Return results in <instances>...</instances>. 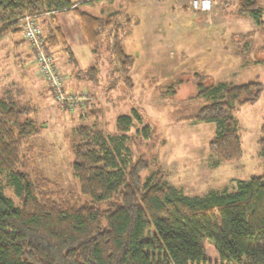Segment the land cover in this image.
<instances>
[{"label":"rangeland","instance_id":"rangeland-1","mask_svg":"<svg viewBox=\"0 0 264 264\" xmlns=\"http://www.w3.org/2000/svg\"><path fill=\"white\" fill-rule=\"evenodd\" d=\"M216 1L209 13L192 11L188 0L73 1L97 18L112 15L121 47L131 58L130 83L116 71L111 53L114 24L99 30L94 52L72 11L37 17L43 35L48 28H58L68 45V49L60 43L44 49L62 77L64 90L75 95L70 107L50 91L22 31L2 35L0 96L10 94L18 104L33 109L29 117L40 127L31 139L33 166L64 194L78 195L70 169L72 146L80 140L78 127L115 135L117 117L131 115L135 109L140 119L133 117L126 132L127 161H145L142 178L158 170L184 195L200 197L233 190L239 181L262 175L264 159L258 140L264 122V11L263 23L257 25L247 14L238 13L237 0ZM261 3L264 7V0ZM91 67L95 81L90 78ZM195 74L209 84L254 81L261 86L257 100L236 107L242 150L236 160L221 161L210 151L216 124L190 119L211 101L194 97ZM1 186L17 201L4 173H0ZM205 249L206 264H221L212 245L205 243ZM153 264L167 263L155 258Z\"/></svg>","mask_w":264,"mask_h":264},{"label":"trees","instance_id":"trees-1","mask_svg":"<svg viewBox=\"0 0 264 264\" xmlns=\"http://www.w3.org/2000/svg\"><path fill=\"white\" fill-rule=\"evenodd\" d=\"M237 1L238 13L263 23L261 0ZM76 3L0 0V37L20 32L25 15L72 11L95 52L99 30L114 24L112 15L100 19ZM118 29L115 23L110 49L116 71L130 83L131 58L121 47ZM44 37L46 50L59 43L68 49L58 28H48ZM89 70L95 81L94 68ZM194 79V97L211 101L190 119L216 124L209 149L219 160L238 159L242 150L234 113L237 106L260 97V84H209L200 74ZM6 95L0 96V173L17 201L0 187V264H153L155 258L167 264H206L205 243L221 264H264V173L239 181L233 190L200 197L184 195L158 170L142 178L145 161H127L126 132L133 117L140 119L133 109L131 115L117 117L115 135L78 127L80 140L72 146L70 165L78 195L64 194L33 166L31 139L40 128L29 117L33 109ZM148 131L144 126L145 135ZM258 142L264 159V122Z\"/></svg>","mask_w":264,"mask_h":264},{"label":"built area","instance_id":"built-area-1","mask_svg":"<svg viewBox=\"0 0 264 264\" xmlns=\"http://www.w3.org/2000/svg\"><path fill=\"white\" fill-rule=\"evenodd\" d=\"M215 2L217 1L188 0V5L194 12L209 13L215 5ZM36 18L35 16L25 15L20 19V28L23 37L27 41L29 47L34 51L36 63L39 64L40 72L48 80L49 84L47 85L52 94L56 97V100L70 107L71 101L75 99V95L64 90L62 77L56 71L51 55L44 49V46H46L45 37L36 23Z\"/></svg>","mask_w":264,"mask_h":264},{"label":"crops","instance_id":"crops-1","mask_svg":"<svg viewBox=\"0 0 264 264\" xmlns=\"http://www.w3.org/2000/svg\"><path fill=\"white\" fill-rule=\"evenodd\" d=\"M73 1H75V0H73ZM76 1H80V0H76ZM65 85V84H64Z\"/></svg>","mask_w":264,"mask_h":264}]
</instances>
